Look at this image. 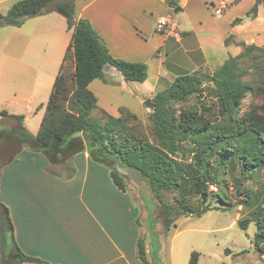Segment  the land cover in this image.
Instances as JSON below:
<instances>
[{"label": "crops", "instance_id": "obj_1", "mask_svg": "<svg viewBox=\"0 0 264 264\" xmlns=\"http://www.w3.org/2000/svg\"><path fill=\"white\" fill-rule=\"evenodd\" d=\"M17 1L0 0V14ZM222 1L178 0L181 10L175 12L163 0H76L75 19L89 22L113 58L147 66L143 83L126 82L119 72L105 73L107 83L93 80L88 89L98 108L112 117L121 108L144 116L143 101L152 100L177 77L214 72L240 53L238 42L264 47V10L257 6L250 13L263 0H229L220 15L214 14L211 6ZM159 17L175 21L179 38L155 33ZM31 19L25 32L0 45V116L3 111L8 115L0 117L3 134L19 127L13 116H23L25 130L37 133L42 119L34 131L28 130L21 112L32 113L40 94L53 87L71 37L66 25L55 31L47 15ZM3 140L0 148L16 149L0 160V202L8 210L16 245L38 260L21 264H144L137 257V242L144 239L148 251L149 230H142L149 217L128 189L114 185L108 167L90 157L83 140L84 150L72 156L75 173L69 179L49 174L47 157L32 144Z\"/></svg>", "mask_w": 264, "mask_h": 264}, {"label": "trees", "instance_id": "obj_2", "mask_svg": "<svg viewBox=\"0 0 264 264\" xmlns=\"http://www.w3.org/2000/svg\"><path fill=\"white\" fill-rule=\"evenodd\" d=\"M75 1L19 0L5 15L0 14L4 25L19 27L29 18L54 11L64 17L66 29L71 32L39 130L32 136L22 126L23 116H13L19 127L7 134L0 132V139L20 145L32 144L33 149L47 157L49 174L66 179L75 173L71 159L75 153L84 150L81 143L83 140L90 157L105 164L110 170L114 185L125 192L127 177L116 172L109 158L99 156L104 151L111 153L121 166L137 169L143 175L146 181L145 188L140 189L143 199L149 200V191L157 198H160L161 191L177 193V206L163 205L162 208L165 211L162 224L166 231L176 228L177 217H199L215 209L210 206L197 208L188 199L190 184L193 193L199 194L203 202L206 200V174L214 151L218 166L234 163L237 159L242 167L240 178L235 183L239 195L240 181L251 171L264 165V105L240 112L246 95L264 96V47L238 42L240 53L230 57L210 75L209 81L218 107L219 121L209 122L193 108L183 110L180 115L176 114V104H182L191 97H204L206 92L203 79L197 73L181 75L171 85L155 94L151 100L154 107L149 114L153 142L149 144L135 131L136 115L124 108L119 109L118 117L106 114L98 109L97 100L88 89V85L96 79L107 83L104 66L116 69L126 82L131 83H143L146 80L147 66L113 58L89 22L75 19ZM163 1L175 12L181 10L178 0ZM250 13L255 14L256 10L253 8ZM230 41L227 39L226 43ZM68 60L72 62L70 74L65 72ZM247 76L251 78L248 79ZM97 109L106 116L104 122L91 118V113ZM1 116L8 115L3 111ZM75 135L79 137L74 138ZM69 141L71 143L66 147ZM76 141L80 146L78 143L74 145ZM185 143L193 146L196 162L202 167L197 174L191 172L190 168L184 169L174 159L181 144ZM217 198L225 204L223 197ZM152 208L145 205L150 226L154 223L151 220ZM247 223L241 221L238 225L245 229ZM254 241L261 250L259 245L264 243V224L258 223ZM225 253L229 251L225 250ZM198 256L199 254L192 252L189 264H197ZM137 257L147 264L142 238L137 242ZM29 261L38 260L23 254L16 245L8 210L0 202V264H21Z\"/></svg>", "mask_w": 264, "mask_h": 264}, {"label": "rangeland", "instance_id": "obj_3", "mask_svg": "<svg viewBox=\"0 0 264 264\" xmlns=\"http://www.w3.org/2000/svg\"><path fill=\"white\" fill-rule=\"evenodd\" d=\"M257 6L260 11H263L264 0L255 4L253 8L256 10ZM45 15L52 20L55 31L59 28L61 31L63 30L66 25L64 17L54 11ZM33 20L35 19L25 20V23L19 28L9 25L0 27V45H3L6 40L9 43L12 42L14 34L25 32V29L32 24ZM23 41L26 42V39H23L21 43ZM65 72L67 74L72 72V62L69 60L66 63ZM196 73L202 77L206 93L202 99L191 97L182 104H176V114L180 115L183 110L193 108L199 116L205 117L209 122L219 121L218 107L209 81V77L213 72L205 69ZM246 78L250 79L251 77L247 76ZM51 88L52 84L49 88H46L44 93L40 94L39 102L32 113L21 112L26 118V122H24L26 129L34 131L36 123L39 119H42V113L45 111ZM116 100L119 102L124 101L123 99ZM262 105H264V96L249 94L243 99L240 112L243 113L251 107ZM19 109L15 113H18ZM98 109L91 113V118L104 122L106 116ZM143 110L145 115L137 117L134 127L135 131L141 135V139H145L151 144L153 135L152 124L149 120L150 110L144 106ZM3 149L6 148H0L1 161H5L11 155L10 152L15 151L16 147L12 145L11 148H8V151ZM195 154L193 146L185 143L181 144L174 159L184 169L190 168L191 172L197 174L202 167L197 164ZM216 157L214 151L208 163L206 174L208 189L204 202L199 194L193 193L190 184L188 185V199L195 207L210 206L215 209L207 211L199 217H177L175 221L176 228L172 227L169 231H166L162 224L165 218V211L162 208L163 205L176 207L177 193L174 191H161L160 198H157L149 191L147 195L149 200H146L140 194V189L145 188L146 181L136 184L129 178L125 179L128 191L131 192L139 204L143 205L141 206L142 211L145 210L147 214L145 205L150 208L153 205L151 220L154 223L152 226L144 224L142 230L145 234L149 230L150 240L146 238V247L148 248V251L146 249V258H149L153 264H189L192 252L199 254L198 264H264V243L259 245L261 248L259 250L254 241L258 223L264 224V165L251 171L240 181L241 188L238 195L235 183L240 178L242 167L237 159L234 163L218 166ZM56 170L58 169L56 168ZM217 196L223 197L225 204H222ZM241 221L248 222L245 229H241L238 225V222ZM151 231H153L152 234ZM225 250H228L229 253H225Z\"/></svg>", "mask_w": 264, "mask_h": 264}, {"label": "water", "instance_id": "obj_4", "mask_svg": "<svg viewBox=\"0 0 264 264\" xmlns=\"http://www.w3.org/2000/svg\"><path fill=\"white\" fill-rule=\"evenodd\" d=\"M3 26H4V22L0 19V27H3ZM103 72L104 73H110V74H116L118 71L116 69L109 67V66H104ZM143 106L148 108L149 110H152L154 107L152 101L149 99L143 101ZM99 156L100 157L105 156V157L109 158L113 162L114 168L118 174L129 178L132 182H134L136 184L137 183L141 184L144 182V177L139 172V170L128 167V166H121L119 163V160L116 157H114L111 153L104 151L101 154H99Z\"/></svg>", "mask_w": 264, "mask_h": 264}, {"label": "built area", "instance_id": "obj_5", "mask_svg": "<svg viewBox=\"0 0 264 264\" xmlns=\"http://www.w3.org/2000/svg\"><path fill=\"white\" fill-rule=\"evenodd\" d=\"M230 4L231 2L229 0H223L217 7L211 6V8L214 14L220 15L222 10L226 9ZM155 33L162 35H172L175 38H179L176 23L170 17H159L155 21Z\"/></svg>", "mask_w": 264, "mask_h": 264}]
</instances>
